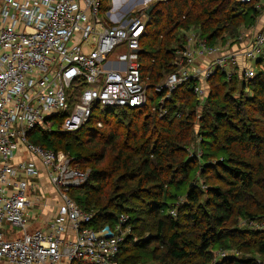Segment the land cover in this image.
Instances as JSON below:
<instances>
[{"label": "trees", "instance_id": "1", "mask_svg": "<svg viewBox=\"0 0 264 264\" xmlns=\"http://www.w3.org/2000/svg\"><path fill=\"white\" fill-rule=\"evenodd\" d=\"M108 1L101 0V13ZM259 3H155L140 39L146 106L105 110L71 133L28 134L32 144L69 153L81 170H89L87 181L69 192L82 210L94 211L89 226L128 217L131 234L119 246L118 264H258L253 257H264V230L239 228L243 221L264 222V54L251 80L226 81L217 71L208 78L204 103L192 94L190 81L171 93L167 116L153 111L161 96L153 88L174 71L170 64L185 32L194 28L208 46L223 47L254 25ZM190 147L200 155L188 152ZM173 209L175 217L169 214ZM152 224L151 236L134 243L142 227ZM221 250L243 256L213 263Z\"/></svg>", "mask_w": 264, "mask_h": 264}, {"label": "built area", "instance_id": "2", "mask_svg": "<svg viewBox=\"0 0 264 264\" xmlns=\"http://www.w3.org/2000/svg\"><path fill=\"white\" fill-rule=\"evenodd\" d=\"M112 3L101 13V0H0V263L118 264L119 246L131 234L124 214L113 225L89 227L94 211L82 210L69 196L87 181L89 171L81 170L69 153L27 139L35 129L71 133L103 110L141 109L148 103L140 62L147 2L137 11L134 6L128 19ZM242 39L229 38L226 46ZM220 48L209 47L194 28L185 32L170 64L174 71L153 88L161 95L153 106L160 118L168 114L165 103L171 93L187 82L192 81V94L202 104L208 78L217 71L229 78L237 70L244 81L251 80L256 69L249 63L264 54V25L242 52ZM20 149L29 159L26 155L15 162ZM36 161L57 195L56 212L45 228H33L38 199L29 194L40 198ZM169 214L175 217L176 211ZM240 224L264 230V222ZM240 254L221 250L213 263Z\"/></svg>", "mask_w": 264, "mask_h": 264}, {"label": "rangeland", "instance_id": "3", "mask_svg": "<svg viewBox=\"0 0 264 264\" xmlns=\"http://www.w3.org/2000/svg\"><path fill=\"white\" fill-rule=\"evenodd\" d=\"M117 0H115V5H116V7L117 8H119V9H124L125 10V13L126 14H124L125 16H124V18L125 19H128L129 17H131V16H133V14H132V11L130 12V8L132 7L130 4L132 3H138V5H141L142 6V4H144V3H146L147 2V6H150V5H152V4H155V3H158V2H160L161 0H146L145 2H142V1H144V0H119L118 2H116ZM109 2V1H108ZM138 5H136L137 7H136V11L137 10H139V8L141 7V6H138ZM113 7V3H112V0H110V2H109V4L107 3V11L109 10V9H111ZM142 8V7H141ZM262 9V6L260 7V10ZM107 22H108V24L109 25H113V22L112 21H110V20H106ZM192 33H195V31H192ZM246 31H245V29H243L236 37H234L235 39L237 38V37H242L243 39H242V41H237L238 43L239 42H243L244 41V39H245V37H246ZM244 36V37H243ZM233 38V39H234ZM206 41V40H205ZM207 43V42H206ZM227 43H229L230 44V41L229 40H227V42L224 44V46H223V48L219 51V52H222L224 49H226V47H228V46H226V44ZM209 47H211V46H209ZM213 47H217V46H213ZM245 49V48H244ZM244 49H242V50H239L238 52H242ZM227 51H229V50H227ZM230 52H236V51H230ZM218 54H222V53H216V55H218ZM242 58H240V60H241ZM242 61V60H241ZM252 67L254 68L255 67V63L252 65ZM256 69V68H255ZM232 72H233V74H231V76L229 77V78H227L226 77V81H231V80H233V78H235L236 79V81H238L239 82V80L240 81H242L243 80V78L241 77H239V74L237 73L238 71L237 70H232ZM237 77V78H236ZM231 87V86H230ZM239 87H236V91L235 92H232V98L235 100L239 95ZM209 92H210V86L208 85V95H209ZM228 92V90L227 89H225V90H221V94H226ZM103 111H105V110H103ZM102 111V112H103ZM198 113H200V111L198 112ZM179 114H180V112H179ZM178 114V116L177 117H179L180 115ZM100 123H102V121L100 120ZM99 127V126H98ZM97 127V128H98ZM101 127V126H100ZM99 127V128H100ZM197 127H195L194 129H196ZM195 131V130H194ZM198 141H199V139H198ZM196 151H197V148H196V150H194V149H191V147L189 148V150H188V152H192V153H196ZM60 153H62V151H59ZM26 155H27V153H26ZM29 159V157H28V155H27V159L26 160H28ZM86 171H89L88 169H86ZM52 189V188H51ZM39 191V190H38ZM37 194H38V196L40 195L39 194V192H37ZM30 197H34L35 199H38V201H37V204L33 207V209H35V208H42L45 204H44V201H45V199L43 200V197L40 195V198L39 197H37V195L35 194V193H33V192H31L30 194ZM48 199H49V197H48ZM46 200H47V196H46ZM33 209H32V213L33 214H35L36 213V211L34 210L33 211ZM48 221V220H47ZM46 221V222H47ZM45 222V223H46ZM45 223H44V226L43 227H40V226H38V227H40V228H45ZM34 224V223H33ZM241 225V224H240ZM239 225V228H243V227H241ZM89 226V225H88ZM89 227H91V226H89ZM33 228H37L36 227V225L33 227ZM91 228H93V227H91ZM143 229V233H142V235H141V237L139 238L138 236H135V237H133V241H134V243H137V242H139L141 239H147V238H149L150 236H151V233L152 232H154V225L152 224V225H150V226H144V227H142ZM236 229H237V227H235ZM95 229V228H94ZM139 231H140V229H138V231H137V233H139ZM125 240V239H124ZM124 242V241H123ZM160 248V250L162 249V247H159ZM241 253V252H240ZM243 256V254L241 253L240 254V256H239V258L240 257H242ZM195 258H197V256H195V255H193V258H192V260L190 261V262H195V261H197ZM253 259L255 260V261H257L258 262V264H264V257H260V256H257V257H253ZM73 263H82V264H89V263H87V262H85V261H74ZM72 263V264H73ZM0 264H8L7 262H5V261H2ZM141 264H150V263H141ZM151 264H153V263H151Z\"/></svg>", "mask_w": 264, "mask_h": 264}, {"label": "crops", "instance_id": "4", "mask_svg": "<svg viewBox=\"0 0 264 264\" xmlns=\"http://www.w3.org/2000/svg\"><path fill=\"white\" fill-rule=\"evenodd\" d=\"M119 0H117L118 2ZM110 2V0H109ZM108 2V4H109ZM132 7L130 8V10L138 5V3H131L130 4ZM259 6H262L261 9V13L259 15V17L257 18L256 22L254 23V25L248 29H246V37L244 39L243 42H237V43H233L231 45H229L228 47H226L229 51H239L244 49L252 40L253 34L257 31H259L263 25H264V0H260ZM125 12V10H124ZM248 65V64H247ZM249 65L252 67L253 64L249 63ZM17 158L15 159V162L20 161L21 159L25 158V152L23 149H20V151L17 153ZM38 167H40V164L38 161H36ZM41 168V167H40ZM37 184L39 185V194L43 197L44 201V206L42 208H35L33 209V211L35 210L36 213L33 214L34 218L36 219V221L33 224V227L36 225V227L38 226H42L47 220H49L52 216H54L55 212H56V207H57V202L55 201L57 195L56 193L50 188V186L47 184V180H46V176L44 173V170L41 168L40 169V175L39 177L36 179ZM46 196H47V200H46ZM49 197V199H48Z\"/></svg>", "mask_w": 264, "mask_h": 264}, {"label": "water", "instance_id": "5", "mask_svg": "<svg viewBox=\"0 0 264 264\" xmlns=\"http://www.w3.org/2000/svg\"><path fill=\"white\" fill-rule=\"evenodd\" d=\"M154 4H152V5H150V6H148L145 10H144V12H145V14L147 15V16H149L150 14H151V12H152V10L154 9Z\"/></svg>", "mask_w": 264, "mask_h": 264}]
</instances>
